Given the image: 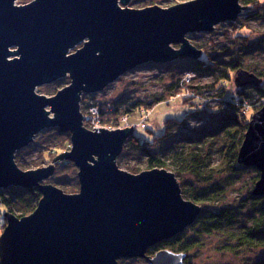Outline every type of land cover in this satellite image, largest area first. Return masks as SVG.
Listing matches in <instances>:
<instances>
[{"label": "water", "instance_id": "1", "mask_svg": "<svg viewBox=\"0 0 264 264\" xmlns=\"http://www.w3.org/2000/svg\"><path fill=\"white\" fill-rule=\"evenodd\" d=\"M15 1L0 0V190L37 187L43 197L27 216L4 213L0 264H118L121 258L138 257L149 264H181L182 253L163 249L147 257L146 251L191 225L200 206L182 198L167 170H119L115 158L134 125L86 130L80 96L101 92L147 62L198 58L201 51L186 34L234 21L243 8L239 0L142 9L120 7L129 0ZM66 75L70 83L55 95L35 92ZM238 78L245 84L260 82L246 71ZM49 127L71 135L70 150L52 161L75 164L78 194L40 184L53 174V165L23 171L14 163V153ZM237 162L258 171L252 194L264 197V104L247 123Z\"/></svg>", "mask_w": 264, "mask_h": 264}, {"label": "rangeland", "instance_id": "2", "mask_svg": "<svg viewBox=\"0 0 264 264\" xmlns=\"http://www.w3.org/2000/svg\"><path fill=\"white\" fill-rule=\"evenodd\" d=\"M30 1L32 0H16L15 4L24 5ZM188 1L191 0H129L126 6L119 5L122 8L130 9H142L154 5L168 8ZM260 2L262 4L246 5L234 21H223L216 24L211 31L187 33L185 37L193 47L201 51L202 56L200 55L198 58L179 57L166 63L147 62L123 73L101 92L81 94L79 111L83 116L82 126L86 130L93 131L97 125L99 128H105L108 131L130 128L134 125L132 133L122 145L120 152L122 154H119L115 161L119 165L118 167L128 164L127 166H132L134 169L138 168L132 174L151 170L146 168L144 151L127 146L126 141L131 135L137 136L142 141V148L156 154L158 158L165 159L171 154L175 146H180L182 140L201 138L203 141H207L208 137H202L206 132L223 130L227 120L231 119L230 114H228L231 111H229L227 102L222 99V97L224 98L222 92L234 91L233 87L237 84H245L239 78L237 82L234 81L231 67L236 60L239 59L242 69H245L247 73L254 74L257 80L258 78L264 80V14L258 17L251 16L257 10L262 12L264 0H260ZM239 3L241 4L240 0ZM82 46L83 42L78 43L68 51L67 55L74 53L76 49H80ZM170 47L179 49L180 45L170 44ZM14 48L10 49L13 50ZM205 55L208 57L207 63L212 65L200 63L199 59L204 60ZM222 74L231 76L230 82L226 83L225 86L218 79ZM69 83L70 78L66 75L52 83L36 87L35 92L51 97ZM188 84L190 85L189 89L186 87L189 86ZM177 85L181 86L182 93L174 97L169 96L165 101L157 103L149 109L140 108L128 117L118 115L116 126H111L110 122L103 123L102 120L98 119L101 117L99 106L102 101H111L112 106L117 108L119 112L126 107L129 108L135 102H139L141 106L148 108L146 103L163 93H175ZM244 91L248 92L249 101H254L259 97L253 86L244 87ZM203 107L210 109V116L203 112L194 114L196 109L202 111ZM44 110L50 111V107L46 106ZM213 110L218 113L213 112ZM219 111H225V114ZM253 113L251 108L245 105L241 110V114L245 117L237 119L240 122L244 119L248 123ZM48 116L54 118V113L51 112ZM166 127L169 128L167 130L169 136L164 138L160 133ZM70 137L69 132H60L59 127L45 128L34 136L32 142L14 153V163L23 171L53 165V174L43 182L54 185L61 190L65 187L71 190L73 188L74 193H78L79 178L77 173L79 170L75 164L70 161L67 163L66 160L52 161L56 156L70 150ZM222 140L224 141V137L220 133L215 136L213 145L204 147L203 157L207 156L206 158H208L209 167L207 171H210V181H201L186 173L179 177V183L178 178L167 169H152L167 170L175 176L179 187L193 190L194 193H203V190L216 187L218 190L216 193L217 203L211 202L207 208H230L237 216V220L240 219L241 222L248 221L249 223L251 209L254 208L250 195H252L256 182V180L253 181L256 175L255 168L246 167L233 171L231 168L224 167L221 171L215 172L219 170L215 169V164L219 163L221 148L223 143L225 144V141L222 142ZM121 169L126 171L124 168ZM10 189L14 192L24 190L20 187H8L3 191L10 193ZM40 195L42 198L41 193ZM4 213L5 210L0 205V235L6 225ZM236 226L237 222L232 228L225 229L234 230ZM192 235V240H195L196 245L187 255L182 253L185 256L181 264H254L264 257V247L243 249L237 254L228 252L224 247L233 242L224 232L205 234L194 231ZM146 256L148 257L147 254ZM118 264H149V262L146 257L121 258L118 260Z\"/></svg>", "mask_w": 264, "mask_h": 264}, {"label": "trees", "instance_id": "3", "mask_svg": "<svg viewBox=\"0 0 264 264\" xmlns=\"http://www.w3.org/2000/svg\"><path fill=\"white\" fill-rule=\"evenodd\" d=\"M240 2L242 4V7H246V5H253L255 3H261L260 0H240ZM262 14H264V5L262 7V12L257 10L251 16L258 17ZM205 59H199L200 63L203 62L205 65H212L209 62L207 63V56L205 57ZM197 65L199 66L200 64ZM231 68L233 70V77L235 78L234 81L236 80L235 82H237L238 80L239 72L246 71L245 69H242L243 67L241 66V62L239 61V59L236 60L235 64H233ZM228 74H222L221 77L218 78L221 84H224L223 86H225L226 83L230 82L231 76ZM260 76L262 77V75ZM249 85L253 86L254 90L259 94V97L254 101H249V94L248 92L244 91V87ZM180 87L181 86L177 85L176 91L173 94L171 92L156 96L149 103H146L148 108L141 106V103L139 102H135L129 108L126 107L124 108V110L119 112L117 108H114V106H112L111 101H102L101 105L99 106L101 115L100 120H102L103 123L110 122L111 126H116L118 119L116 117H118V115L128 117L130 115H133L134 112L140 108L149 109L155 104L165 101L169 96L174 97L175 95L182 93L183 90H181ZM186 87L187 89H189L190 86ZM234 87V91L227 90V93L225 91L222 92L224 95V98L222 97V99L224 102H227L229 111H231L230 113H228L230 114L231 119L227 120V122L225 121L226 123L222 128L223 130L208 131L206 132V134L202 135V137L209 138L207 139V141H203L201 138H189L182 140L180 146H175L171 154L165 159L158 158L156 157V154L142 148V141L139 140L137 136L131 135L126 141L127 146L144 151L143 155L146 156L145 163L147 169H167L168 171L172 172L176 176V178H178L179 183V177L186 173L191 174L198 180L210 181V171H207L209 162H207V156L203 157V151L206 145H213L215 136L221 133L224 137L225 144L223 143V146L221 148L220 161L218 164H215V169L219 170L215 172L221 171L224 167L231 168V170L233 169V171L248 167L236 162L237 152L247 128V122L244 121V119L240 122L237 118L245 117L241 114V110L245 105L251 108L252 113L262 107V105L264 104V80H260L258 84H237ZM198 112H203L208 116H210L209 114H211L210 109H206L204 107L202 111L201 109H196V112L194 114H197ZM213 112L218 113L216 110H213ZM219 112L225 114V111ZM190 113L192 114V112ZM168 129L166 127L165 130L160 133V135H163L162 137L164 138L169 136V131H167ZM224 141L222 140V142ZM127 165L128 164L121 166L127 172L133 173L138 170V168L134 169L132 168V166ZM219 165L220 168H218ZM251 169L254 170V168ZM254 172H256V175L253 178V181L257 180L259 176V173L256 169L254 170ZM180 188L183 198L198 204L201 207V212L198 214L194 222L186 227L181 233L171 237L168 240H164L163 242L156 244L153 247L148 248L146 254L149 257L153 256L157 251L162 249L171 250L176 253H186L187 255V253H189L196 245L195 240H192L193 237H191L193 236L192 233L194 231H200L201 233L205 234L215 232L226 233L229 240H231L233 243L230 245H225L224 249L233 254H237L243 249L249 250L264 247V197H258L251 193L252 195H250V197L254 208L251 209L252 212L250 213L251 216L248 223V221L241 222L240 219L237 220V216L230 208H207L208 204H210L211 202H216V193L218 191L216 187L210 188L206 191L203 190V193H194L193 190L191 191L188 189H184L183 187ZM3 190L4 189L0 190V205L4 208L6 213L13 214L17 217H23L31 214L41 198V195L36 188L24 189L21 190V192H14L12 189H10L11 194L7 193V191L5 193V190ZM62 190L67 193L75 192L73 191V188L71 190L68 187H65V189L62 188ZM236 222L237 226L236 228H234V230L225 229L232 228L236 224ZM254 264H264V257Z\"/></svg>", "mask_w": 264, "mask_h": 264}, {"label": "bare ground", "instance_id": "4", "mask_svg": "<svg viewBox=\"0 0 264 264\" xmlns=\"http://www.w3.org/2000/svg\"><path fill=\"white\" fill-rule=\"evenodd\" d=\"M33 1V0H32ZM16 2V1H15ZM15 2H14V5H17V4H15ZM31 2V1H30ZM192 82V81H191ZM190 83V82H189ZM189 85V84H188ZM190 86V85H189ZM80 106V105H79ZM98 119H100V118H98ZM89 131H91V130H89ZM244 138V137H243ZM95 159H96V157H94ZM116 159H117V157L115 158V161H116ZM115 164H116V166L118 167L119 165H117V163L115 162ZM122 167H118V169L119 170H122L121 169ZM36 169V168H35ZM78 169V168H77ZM30 170V169H29ZM124 171V170H123ZM127 172V171H126ZM40 184H49V183H44L43 181H41L40 182ZM32 188H36L37 190H38V188L37 187H32ZM32 188H28V189H32ZM180 190H181V188H180ZM38 192H39V190H38ZM64 192V191H63ZM40 193V192H39ZM64 193H67V192H64ZM79 193V192H78ZM77 192L76 193H67L68 195H70V194H78ZM181 196H182V194H181ZM182 198H183V196H182ZM183 199H185V198H183ZM185 200H187V199H185ZM189 201V200H188ZM192 202V201H191ZM194 203V202H193ZM196 204V203H195ZM200 212H201V207H200ZM199 212V213H200ZM1 225V224H0ZM6 226V225H5ZM161 242H163V241H161ZM161 242H158V243H156V244H159V243H161ZM155 244V245H156ZM150 247H153V246H150ZM150 247H148V248H150ZM163 250V249H162ZM160 251V250H159ZM171 251V250H170ZM147 252V251H146ZM158 252V251H157ZM172 252H174V251H172ZM117 263H118V261H117Z\"/></svg>", "mask_w": 264, "mask_h": 264}, {"label": "built area", "instance_id": "5", "mask_svg": "<svg viewBox=\"0 0 264 264\" xmlns=\"http://www.w3.org/2000/svg\"><path fill=\"white\" fill-rule=\"evenodd\" d=\"M98 121V120H97ZM96 128H99V125H97V127Z\"/></svg>", "mask_w": 264, "mask_h": 264}]
</instances>
